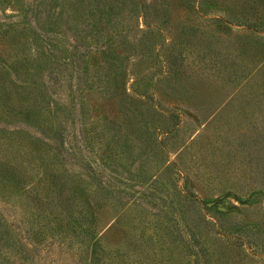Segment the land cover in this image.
<instances>
[{
    "label": "trees",
    "instance_id": "obj_1",
    "mask_svg": "<svg viewBox=\"0 0 264 264\" xmlns=\"http://www.w3.org/2000/svg\"><path fill=\"white\" fill-rule=\"evenodd\" d=\"M167 2L0 0V264H264V188L160 185L177 126L159 122L161 79L176 86L195 66L259 77L263 93L264 60L250 70L249 57L264 59V0ZM213 23L240 31L228 61L203 49L219 41ZM257 113L237 141L262 180ZM145 153L157 156L142 175ZM119 166V182L145 186H112Z\"/></svg>",
    "mask_w": 264,
    "mask_h": 264
},
{
    "label": "rangeland",
    "instance_id": "obj_2",
    "mask_svg": "<svg viewBox=\"0 0 264 264\" xmlns=\"http://www.w3.org/2000/svg\"><path fill=\"white\" fill-rule=\"evenodd\" d=\"M150 1L153 2L152 7L154 3L159 5L162 2V0ZM176 3L177 0L167 2L169 7L175 6ZM151 16L154 17L152 13ZM188 17L191 19L193 16ZM180 18L185 19V14L183 10L178 9L164 22L167 25L166 30L171 31L175 37L173 43L169 42L162 47L161 53L164 55L167 53L168 56L171 47L176 50L180 45L176 44V37L179 36L176 22ZM212 28L213 30L209 29L207 32L216 33L219 41H213L209 49H203L209 52L214 50L218 53V57L228 61V58H232L231 51L234 53L236 49L233 43L234 36L240 34V31L234 26L218 23H213ZM261 56L260 53L250 55L249 59L252 61L250 70L257 68L259 61L264 60ZM193 68L188 76L182 73V79L176 81V86L170 87L168 80L161 79L160 103L173 113L165 112L159 122L161 127L165 128L174 121L177 127L165 137L169 159L175 162V165L166 166L164 173L160 175L161 179L159 178L160 185L182 186L184 179L190 177L186 185L192 189L203 187L202 181H206L207 186L216 192L231 190L247 193L254 188H264L262 174L258 168L248 169L247 159L246 161L243 159L244 150L239 147L237 141L243 133L251 130L252 119L258 114L257 112L264 111V90L263 93L257 91L260 95L254 97L255 83L252 85V80L259 81V77L244 82L248 73L243 74V71L224 74L213 70H200L198 66ZM166 76L169 74L167 73ZM235 88L237 90L232 93V89ZM155 155L157 156L156 153ZM155 155L145 153L146 159H142L139 166L136 167V164L134 168L145 175L144 169L151 165L150 159H155ZM158 157L161 158L159 155ZM119 168L115 170L118 175L116 182L111 183L112 186L126 187L135 191L145 186L135 182L133 178L119 182L123 175L121 166ZM107 171L104 172V176ZM219 193L215 196L221 207H227L231 202L237 203L236 196L230 197L231 195Z\"/></svg>",
    "mask_w": 264,
    "mask_h": 264
}]
</instances>
